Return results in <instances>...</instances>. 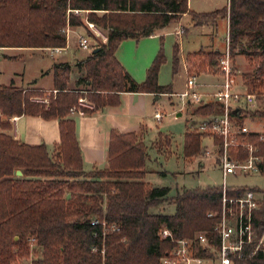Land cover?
<instances>
[{
    "label": "trees",
    "instance_id": "1",
    "mask_svg": "<svg viewBox=\"0 0 264 264\" xmlns=\"http://www.w3.org/2000/svg\"><path fill=\"white\" fill-rule=\"evenodd\" d=\"M81 10L87 11L86 19L107 31V36L98 51L76 62L83 73L73 88L69 62L53 64V88L47 93L0 84V264H21L30 252L33 264H160L173 247L159 236L162 229L176 239H193L204 233L216 249L220 185L181 189L172 197L174 214L152 213L150 209L166 199L169 188L145 181L148 152L141 136L111 130L108 167L86 172L70 112L89 114L118 106L123 92L171 93L170 86L158 84V72L165 61L162 37L142 83L122 68L114 52L121 41L153 35L157 29L180 21L184 14L193 25L213 23L227 15L230 57L241 56L252 68L241 82L251 92L264 94V0H228L226 8L211 12L190 10L188 0H0V48L65 47V28L85 25L83 18L73 13ZM98 11L103 14L98 16ZM221 56L216 51L199 50L186 62L189 69L206 65L218 71ZM177 64L175 45L174 72ZM41 97H46V103L33 100ZM80 98L92 108L79 106ZM214 110L212 103L200 104L193 114L205 117ZM244 114L237 117L240 126ZM23 115L58 121L59 141L52 151L44 144L28 145L10 135V119ZM205 136L187 129L184 157L199 154ZM245 136L253 140L258 133ZM169 138L158 132L154 144L160 143L158 139L168 144ZM259 168L264 171L263 164ZM16 170L22 175L16 176ZM247 189L229 187L227 195L239 196ZM92 220L105 222L106 228L115 224L118 230H104L101 224L92 225ZM253 230L257 237L264 233V198L253 213ZM30 238L35 239L33 246ZM256 244L254 238L243 245L239 253L231 255V264H264V250H255ZM93 246L98 248L95 253ZM196 255L210 258L213 253L198 246Z\"/></svg>",
    "mask_w": 264,
    "mask_h": 264
},
{
    "label": "rangeland",
    "instance_id": "2",
    "mask_svg": "<svg viewBox=\"0 0 264 264\" xmlns=\"http://www.w3.org/2000/svg\"><path fill=\"white\" fill-rule=\"evenodd\" d=\"M204 3V0H188V6L193 11H198V9L203 8L205 5ZM86 12L87 11L84 10L73 11L74 14L83 18L84 23L87 20ZM96 14L101 16L103 12L98 11ZM81 27L75 29L70 28L66 37L67 48L60 53H52L49 48H18L7 50H4L6 48H0V84H13L23 88H28L26 86L36 88V85L43 88L51 86L52 64L54 61L59 60L70 62L72 66L70 87L73 88L72 85L74 84L75 79L83 73V71L79 72L76 62L88 56L93 50L92 47L81 49L78 45V38L80 35L88 34L90 44L95 41L94 36L90 35L88 31ZM103 33L107 36L105 30H103ZM221 38L219 37V40H221ZM159 40L161 41V39ZM97 44L100 45V42L97 41ZM221 44V48H224V43ZM162 47L164 52L163 39ZM223 54L221 58L223 57ZM220 59L218 63L219 65L221 64ZM192 60L195 62V57H193ZM230 61L233 66L236 80L239 82L242 81L245 74L250 73L252 70L249 63L241 56L240 58H236V56L230 57ZM217 69L218 71H216L215 68L206 65L190 68V73L195 74V90L198 93H208L211 95L217 90V84L221 81L219 76L217 77L220 73L219 67ZM42 70L45 72L43 76L40 75ZM165 78L167 82L166 86H170L171 92L176 94L167 93L161 96V99L158 100L160 108L163 111V118L161 122L156 123V125L161 131L169 134L171 139L169 138L168 144L165 143L166 141L164 142V140L158 139V142L160 143L156 145L154 144L157 140L156 138H152V141H149L151 136L146 138L145 143L148 147V158L145 164V169L147 171L145 180L151 186L169 188V194L166 199L153 206L150 209V212L171 215L175 213V204L172 201V197H174L177 192L184 188L192 189L197 187L221 185L222 175L221 170L215 163V159L211 157L205 158L202 155V150L199 154L190 158H186L183 155L184 133L187 129H197L198 122H200L203 117L200 115L193 117L192 115L194 110L203 103L198 104L191 100L190 104H186L187 98L181 96V94L186 91V81L188 78L185 62L179 58L175 72L173 66L169 65V68L165 73ZM42 90L45 93L51 91L46 89ZM255 94L257 96V104L255 107H250L245 111L242 125H246L251 130H256V133L264 135V113H261L262 110L264 111V94ZM33 100L44 103L47 101L46 97L34 98ZM84 103L90 105L87 102ZM86 108L91 109L92 107L90 106ZM178 113H181L180 117L176 116ZM201 148L212 149L214 154L216 152L213 139L208 136L201 139ZM226 184L228 187L251 188L255 190L256 194L262 199L264 198V171L250 172L247 175H229L226 179ZM261 236L264 237V233L257 237L254 231L253 239L255 238V240H258ZM32 259L33 254L30 252L28 257L21 259V261L27 263ZM203 264L219 263L214 259L213 261L206 260Z\"/></svg>",
    "mask_w": 264,
    "mask_h": 264
},
{
    "label": "crops",
    "instance_id": "3",
    "mask_svg": "<svg viewBox=\"0 0 264 264\" xmlns=\"http://www.w3.org/2000/svg\"><path fill=\"white\" fill-rule=\"evenodd\" d=\"M204 2V7L208 6L200 8L195 12H211L226 8L228 5V0H204ZM189 9L192 10L191 8ZM228 29L229 22L227 15L217 18L213 23L193 25L189 15L184 14L179 22L170 23L161 29H157L153 35L145 36L138 40L128 38L121 41L114 52V57L137 83H142L146 77V70L160 49L159 39L162 37L165 61L160 66L158 72V84L166 86L165 73L169 65L173 66L175 45L178 47V61L181 58L185 62V65L186 59L199 50L207 52L216 51L223 54L227 48ZM179 30H181L180 34H178ZM101 31L103 33V29ZM219 37L221 40H219ZM105 41L106 39L99 42L104 43ZM221 43H224V48H221ZM236 58H240V56H236ZM55 62L65 61L58 60L54 61L53 64ZM52 68L51 77L53 81ZM44 74L45 72L42 70L40 75L43 76ZM218 76L221 79L220 74ZM220 85L221 81L217 84V90L220 88ZM72 86L74 87V84ZM26 87L29 88V86ZM35 87L52 90L53 84L45 88L38 87L37 85ZM171 93L176 94L174 92ZM201 94L204 103H207L210 94ZM163 95L165 94L123 92L120 94L118 106L104 107L89 114H70V118L75 122L76 136L82 156V169L87 172L95 168L105 169L108 167V143L110 131L113 129L120 133L134 132L136 135L141 136L145 145L146 138L151 136L149 141H152V138H156L158 132L168 135L171 139L169 134L161 131L156 125L163 118V111L158 103V100ZM186 104H190V101L186 100ZM157 111L162 112V118L159 121L154 118V114ZM192 115L196 117L195 114ZM176 116L180 117L181 113H178ZM203 119L204 116L201 120ZM10 125V135L21 143L28 145L44 144L49 151H52L54 145L59 141V128L56 119L45 120L39 116L29 115L15 116L10 119ZM252 131L256 132L254 129ZM213 258L214 256L209 258L208 261H213Z\"/></svg>",
    "mask_w": 264,
    "mask_h": 264
},
{
    "label": "built area",
    "instance_id": "4",
    "mask_svg": "<svg viewBox=\"0 0 264 264\" xmlns=\"http://www.w3.org/2000/svg\"><path fill=\"white\" fill-rule=\"evenodd\" d=\"M83 29L89 31L90 35L94 36L95 41L90 44L88 34L80 35L78 45L81 49L92 47L94 50L99 46L97 41L106 39L101 29L93 22L86 20ZM64 31L67 37L70 27L67 26ZM180 33L181 30L178 31V34ZM226 41L227 48L219 65L221 85L218 90L209 96V101L204 103L202 94L195 90V74L190 73L187 64L185 65L188 72L186 91L181 94L187 100H193L198 104L212 103L215 105L214 112L205 116L199 122L196 130L213 139L216 147L215 154L212 149L204 148L202 155L205 158H214L222 175V184L220 185L222 189L221 215L214 228L218 238V247L213 248L204 233H197L193 239H176L169 230L162 229L159 236L168 239L173 243V247L170 252L160 259V264H203L209 258L196 255L198 246L208 248L213 253V259H216L219 264H231V255L239 253L243 245L252 242L254 237L253 213L258 209L262 198L251 188L245 190L239 196H228L229 187L226 184V179L229 175H247L250 172H260L259 165H264V135L258 134L256 138L249 140L245 135L253 133V131L246 125L240 126L237 123V117L241 116L243 111L256 106L257 96L249 90L247 85L236 80L228 51V39ZM64 49H66V46L49 48L52 53H60ZM84 102L87 101L80 98L78 100L79 106L92 107L91 104L87 105ZM235 109L239 110L237 115L232 112ZM70 114H82V112H76L72 109ZM154 118L159 121L162 118V112H155ZM240 153L243 155H240ZM208 216L211 217L212 214L210 213ZM91 224H101L104 230H118L115 224L106 228L105 222L98 220H92ZM29 242L30 246H33L35 239L30 238ZM257 249L264 250V237L262 236L257 240L255 250ZM91 251L95 253L98 248L93 246ZM100 252L103 254L104 251L101 250ZM21 264L33 263L30 260Z\"/></svg>",
    "mask_w": 264,
    "mask_h": 264
},
{
    "label": "water",
    "instance_id": "5",
    "mask_svg": "<svg viewBox=\"0 0 264 264\" xmlns=\"http://www.w3.org/2000/svg\"><path fill=\"white\" fill-rule=\"evenodd\" d=\"M98 47L97 48H95L92 52L94 53V52H96V51H98ZM235 115H237L238 113H239V110L238 109H235V110H233L232 111ZM14 174L16 175V176H21L22 175V172L20 171V170H16L15 172H14ZM17 237H15V239H16Z\"/></svg>",
    "mask_w": 264,
    "mask_h": 264
}]
</instances>
